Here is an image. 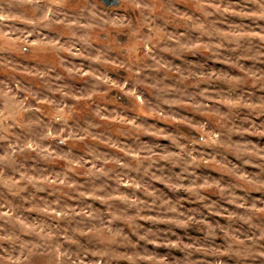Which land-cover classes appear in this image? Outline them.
<instances>
[{"label": "rangeland", "instance_id": "1", "mask_svg": "<svg viewBox=\"0 0 264 264\" xmlns=\"http://www.w3.org/2000/svg\"><path fill=\"white\" fill-rule=\"evenodd\" d=\"M0 264H264V0H0Z\"/></svg>", "mask_w": 264, "mask_h": 264}]
</instances>
